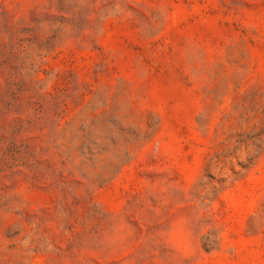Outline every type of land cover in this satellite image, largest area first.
Wrapping results in <instances>:
<instances>
[{"label": "rangeland", "instance_id": "1", "mask_svg": "<svg viewBox=\"0 0 264 264\" xmlns=\"http://www.w3.org/2000/svg\"><path fill=\"white\" fill-rule=\"evenodd\" d=\"M0 264H264V0H0Z\"/></svg>", "mask_w": 264, "mask_h": 264}]
</instances>
